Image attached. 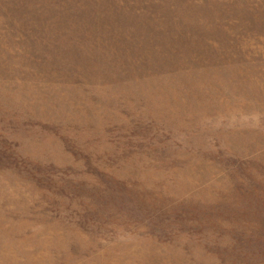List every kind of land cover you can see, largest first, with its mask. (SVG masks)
<instances>
[{
    "label": "rangeland",
    "instance_id": "rangeland-1",
    "mask_svg": "<svg viewBox=\"0 0 264 264\" xmlns=\"http://www.w3.org/2000/svg\"><path fill=\"white\" fill-rule=\"evenodd\" d=\"M0 264H264V0H0Z\"/></svg>",
    "mask_w": 264,
    "mask_h": 264
}]
</instances>
